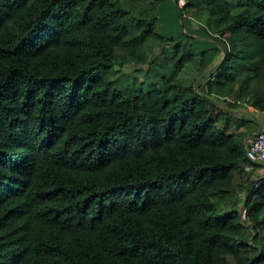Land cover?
I'll use <instances>...</instances> for the list:
<instances>
[{"label": "trees", "instance_id": "obj_1", "mask_svg": "<svg viewBox=\"0 0 264 264\" xmlns=\"http://www.w3.org/2000/svg\"><path fill=\"white\" fill-rule=\"evenodd\" d=\"M161 1L0 0V264H264V0H175L171 37Z\"/></svg>", "mask_w": 264, "mask_h": 264}, {"label": "rangeland", "instance_id": "obj_2", "mask_svg": "<svg viewBox=\"0 0 264 264\" xmlns=\"http://www.w3.org/2000/svg\"><path fill=\"white\" fill-rule=\"evenodd\" d=\"M159 6V13H158V31H160V33L166 37H171L179 32H184V26L180 25V23L177 21V18L180 14V11L177 9V6L175 5V0H162L161 3L158 5ZM188 17V16H187ZM188 19H190V25H191V32L189 30V28H186L185 31H189L193 37V39L191 38V40H193L194 45L196 44V42L194 41V38H197V40H199V44L200 42H206L205 44H209V43H213L216 45L217 42L214 41V37L202 34V35H198L195 30H199V26L205 24V17H201V18H196V17H188ZM183 36H179L176 38V41H179ZM200 37V38H199ZM173 42V41H172ZM172 44V43H171ZM159 47V46H158ZM156 47V49L158 48ZM200 47H204V46H200ZM171 48H174L173 46H171ZM160 48H158L159 50ZM197 49V47H196ZM201 49V48H199ZM156 51L154 50V55H155ZM223 52H219L216 58V61L214 64H216L222 57ZM151 57V56H150ZM121 68L119 73H114L115 76H119V74H123L124 76L118 79V84H125L127 83L126 80H124V77H127L130 81L135 80L136 82H138L139 84H141L144 88L148 89L154 86V81H158L157 80V76L156 74L158 72H163L165 75H172L173 71L172 70H160L159 68L157 69V67L152 68V70L150 71V73L148 75H153L149 77V80L146 79L147 76H144V73H146V71L150 68L149 67V63H138V64H125ZM212 70V65L209 66H202L200 63V56H196L195 60L189 62V64L185 67V69L183 70L184 72L180 73L179 77L182 81H189L192 82L194 81L195 84H197L198 82H200L201 84H204L205 82H207V78H208V74L209 71ZM179 79V78H177ZM176 79V80H177ZM232 100H236L235 97H229ZM244 103V101H239ZM218 103L221 104L222 106H227V104H225L224 102L218 100ZM248 106L245 105H241L239 107L236 108L237 113H243L245 110H247ZM258 129V128H257ZM258 132V131H257ZM259 176H264V173L261 175H257V177ZM241 200H243L244 198V193L242 192V194L240 195ZM241 207V205H239Z\"/></svg>", "mask_w": 264, "mask_h": 264}, {"label": "built area", "instance_id": "obj_3", "mask_svg": "<svg viewBox=\"0 0 264 264\" xmlns=\"http://www.w3.org/2000/svg\"><path fill=\"white\" fill-rule=\"evenodd\" d=\"M180 7L185 5V0H176ZM246 157L248 163L246 170H252L255 164H264V130L250 136L246 143Z\"/></svg>", "mask_w": 264, "mask_h": 264}, {"label": "crops", "instance_id": "obj_4", "mask_svg": "<svg viewBox=\"0 0 264 264\" xmlns=\"http://www.w3.org/2000/svg\"><path fill=\"white\" fill-rule=\"evenodd\" d=\"M242 116L246 117L247 119L253 120L257 126L258 130H264V111H259L251 106H248L247 110H245L243 113H240ZM256 131V132H257ZM256 132L251 133L250 135L247 136L245 140V144L248 141V138L255 134ZM259 175L264 173V164H260V166L257 168L256 171Z\"/></svg>", "mask_w": 264, "mask_h": 264}]
</instances>
